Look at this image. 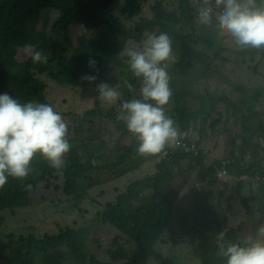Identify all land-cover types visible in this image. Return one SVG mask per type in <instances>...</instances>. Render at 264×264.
Masks as SVG:
<instances>
[{"label":"trees","instance_id":"16d2710c","mask_svg":"<svg viewBox=\"0 0 264 264\" xmlns=\"http://www.w3.org/2000/svg\"><path fill=\"white\" fill-rule=\"evenodd\" d=\"M139 1L148 2V0H0V93H8L22 103L31 101L51 105L47 98L48 85L42 77L63 87L83 91L94 88L99 93L97 86L103 83L111 68L117 72L120 81L118 88L121 93L120 108L104 116L115 122L119 131L132 138L134 146L126 148L127 154L140 157L142 154L137 151L140 142L128 131L123 102L130 101L136 89L141 90L142 78L136 77L131 70L127 49L141 50L148 36L167 33L171 39L172 59L164 63L167 65L171 85L168 103L174 102V107L165 113L178 126L181 139L188 141L186 134L193 124L200 127L202 139L204 137L207 139V129L211 128V132L217 134V128L223 124L220 119L213 120L214 117L218 118L216 115L218 105L226 106L227 121L232 113L237 125H240L238 141H233L228 148L231 146L233 149L238 148L243 155L239 157L236 169L244 175L235 177L232 183L238 184V191L240 188L253 187V182L259 183L261 176H264V168L256 164L264 163V147L259 144L260 140L264 142V123L259 117L263 112L259 102L264 95L258 91L251 92L246 86L233 85V91L242 96L241 104L237 105L221 98H214L210 94L201 97L189 91L180 92L175 87L177 77H182L174 66L181 68L190 57H193L206 69L211 70L214 63L218 66L230 63L231 59L226 55L232 52L239 57L249 55L251 58L261 54L264 59V48L250 47L235 52L227 48L224 39H217L211 35L196 37L193 28L191 34L184 33L181 28L192 27L195 23V11L191 0H178L176 12H169L162 2H157L151 9L154 15L152 21L143 19L145 5L141 7ZM254 4L257 8H264V0H254ZM121 15L131 20V27L121 22L118 17ZM154 30H157V33ZM57 37L62 38L61 44L58 43ZM51 44L55 45L54 50H51ZM196 45H201L203 50L196 51L193 47ZM29 48L42 52L48 58L47 62L34 63L31 56L24 58L23 53ZM206 53L210 56L206 57ZM90 59L96 61L94 67L89 66ZM259 68L260 66L256 65L251 69H254V74H258ZM87 75L95 76L96 80L84 79ZM220 75L225 76L227 82L232 76ZM107 83L113 85L112 82ZM188 98L199 103L201 107L189 109L184 104ZM98 113L102 114L100 110L89 112L83 115L81 120L95 117ZM228 126L223 128L227 133ZM229 138L227 135L226 142ZM68 142L71 149L64 155L62 186L68 197H71L69 203H80L86 198V189L90 186L82 184L81 181L86 174L99 173L101 167L96 164L90 151H87L89 155L83 162L84 158L80 156L81 148L74 140ZM233 152L230 153L231 156L234 155ZM150 155L157 159L161 152ZM206 158L203 153L198 158L180 151L177 152L171 169L157 165L156 172L150 177L136 181L131 176H125L118 181L116 186L120 185L117 188L125 193L116 195L114 201L108 203L104 211L97 215L98 223L111 224L117 231L110 248L105 251L106 259L101 260L94 252L92 254L88 252V231L60 228L59 234L56 235H45L42 238L29 235L22 236L19 240H13L14 237H11L12 241L6 244L0 241V261L4 263L8 261V264H36L37 261L42 264H151V262L177 264L175 258L165 257L157 248L163 245V239L174 218V205L167 195L166 185H170L177 174L178 176L180 173L189 174L201 168L199 171L202 175H207L209 179L207 183H210L211 189L220 187V183L214 179V168L211 166L207 168L205 165ZM184 160L190 162V169L186 173L184 170L182 173L181 167ZM122 162L119 160L117 163ZM107 167L111 170L116 169L115 163ZM58 171L51 166L45 156L37 152L31 161L28 176L9 177L8 182L0 188V212L9 210L13 212L12 215L18 216L17 211L31 208L34 200L32 190L43 182L50 181ZM230 180L231 178L228 183ZM259 186L256 196L264 195V187ZM261 190L263 192H260ZM172 194L178 195L179 192L172 189ZM239 196L247 212V221L227 232V246L250 239L249 234L255 236L253 240L256 239L258 227L264 225V217L261 221L256 220L255 209L259 206L264 208V196L261 198L258 196L260 200L254 196L245 197L242 190ZM135 203H139L141 207L136 209ZM196 207L189 208L190 212H193L187 214V218L193 214L191 220H194L193 223L197 222ZM196 232L194 228L188 233L189 237L193 238L191 242L194 246ZM220 250L221 247H218L216 251L206 250L196 255L201 264H227V257L218 255ZM10 251L14 257L7 255Z\"/></svg>","mask_w":264,"mask_h":264},{"label":"rangeland","instance_id":"374dc122","mask_svg":"<svg viewBox=\"0 0 264 264\" xmlns=\"http://www.w3.org/2000/svg\"><path fill=\"white\" fill-rule=\"evenodd\" d=\"M157 2H162L169 12H176L178 9V0H150L144 6L143 19L148 21L154 19L151 9ZM192 6L196 11L195 23L192 27L181 28L184 33L191 34V28H193V34L196 37L211 35L217 39H224L227 48L235 52H241L246 48H250L238 46L234 37L218 24L217 16L221 9L217 7L215 0H209V3L206 5L213 9V19L208 25L200 23L198 18L197 10L205 6L203 0H196V2L192 3ZM118 17L122 23H126L127 27H131V20L127 16L121 15ZM154 31L157 33V30ZM57 40L58 43H62L61 37H57ZM193 47L196 51L203 50L201 45ZM54 49L55 45L51 44V50ZM205 55L206 57L210 56L209 53ZM226 56L231 59L230 63L219 66L214 63L211 70L206 69L205 66L193 57H190L188 62L182 65L181 68L174 66L182 77H177L175 89L180 92L189 91L201 97H207L210 94L214 98H221L230 102L235 101L234 103L237 105L241 104L242 96L233 91V85L246 86L251 89V92L258 91L264 95V59L261 57V54L255 58H251L249 55L239 57L233 52ZM23 57L29 58V52L25 51ZM256 65L260 66L258 74H254V69H251ZM220 74L232 75L229 78L230 81L227 82L225 76H221ZM42 78L48 85L47 98L51 106L61 114L67 125L68 141L74 140L75 144L81 148L80 156L84 158L83 162L86 161L85 159L89 155L87 151H90L95 158L96 164L101 167V171L95 174H86L81 181L82 184H90L86 189V198L80 203H69L68 200H71V197H68L62 186L64 182L62 172L65 167L64 161L63 165L57 168L59 171L55 174V177L51 178L50 181L43 182L35 190H32L34 200L31 208L17 211L18 216L12 215L13 212L9 210L0 212V241L6 244L12 241L11 237H14L13 240H19L22 236L27 237L29 235L38 238H42L45 235H56L59 234L60 228L84 229L89 232V241L87 242L89 246L88 252L90 254L94 252L99 259L104 260L107 258L105 251L110 248L117 231L111 224L102 225L98 223V213L104 211L107 204L114 201L116 195L125 193L120 192L117 188L120 184L116 186L119 180H122L125 176H131L136 181L150 177V175L156 172L157 165L162 166L159 163L160 159H155L150 154L141 155L140 157L138 155L127 154L128 150L126 148L129 149L134 146L132 138L127 137L123 131H119L116 123L104 116L108 112L120 108L121 93L118 89L120 81L115 70L109 68L103 80V83L112 82L113 85L110 86L116 88L120 94L119 101L111 104L102 100L100 94L94 88L84 91L67 88L60 86L50 79ZM169 87L171 88L170 83ZM140 97L141 90L136 89L131 100L140 99ZM184 104L189 109L194 110L201 107L199 103L189 98L185 100ZM259 104L263 109V112L259 114L260 121L262 120L264 123V96L261 98ZM173 107L174 102H170L164 106V111H169ZM94 110H100L102 114L98 113L95 117H89L85 121L81 120L83 115ZM217 112L218 118L214 117L213 120L220 119L223 124L221 123V127L217 128L218 132L216 135L209 128L207 129V139L198 140L200 127L193 124L186 137L193 138V141H199L201 151L207 156L205 161L206 166L215 165L218 168L219 162L230 157L232 151H234V155L231 157L235 156L239 158L243 155L238 148L233 149V146L228 148V145L232 144L233 141H238L237 134L240 132V125H237L232 113H230L231 116L229 115L227 121L226 106L218 105ZM226 125H229L227 128L229 130L228 133L223 129ZM175 126L178 129L176 123ZM179 133L181 136L180 131ZM227 135L230 138L226 142ZM180 136L175 144L185 141ZM259 144L264 147L262 140L259 141ZM119 160L123 162L117 163ZM112 163L116 165V169L114 170L107 167ZM181 166L183 170L187 171L190 168L189 160L182 161ZM232 181L230 180V183L227 184L222 183L221 188L228 190ZM198 183H200V171L191 174L188 181L181 176H177L170 185H166L167 195L174 205V218L169 231L165 235V239H163V245L157 248L165 257L175 258L177 264H201L196 253L206 250L216 251L218 247H221L218 255L223 256V249L227 246V232L230 229L238 228L243 221H247L246 209L236 194H234L233 198L224 200V202L220 201V198L222 200L226 199L223 192H221L222 195L218 192L212 199L213 194H207L206 198L209 197V200L206 205V202H202L197 192H195L198 191L196 187ZM172 189L178 191L179 194H172ZM212 190L209 189L208 191L211 192ZM255 190L253 193L257 195L259 190ZM135 204L136 209L141 207L139 203ZM257 205L259 206V203ZM195 206H197V222L193 223L194 220L191 221L193 214L188 218L187 214L192 213L193 211L190 212L189 208H195ZM260 208V206L255 208L257 211V221H261L262 217H264V208ZM194 228L197 231L194 236L195 246L191 242L193 238L188 235ZM248 236L250 239L255 237L252 234ZM64 252H66V249ZM7 255L14 257L12 251L8 252ZM5 262L9 263L8 261ZM6 263L0 261V264ZM36 264L42 263L37 261ZM151 264H156V262H151Z\"/></svg>","mask_w":264,"mask_h":264},{"label":"clouds","instance_id":"9594fccd","mask_svg":"<svg viewBox=\"0 0 264 264\" xmlns=\"http://www.w3.org/2000/svg\"><path fill=\"white\" fill-rule=\"evenodd\" d=\"M148 2L139 1V5L142 7ZM194 2L196 0H191V5ZM203 2L205 6L197 10L198 18L200 23L208 25L213 19V9L206 6L209 0H203ZM215 3L221 9L217 16L218 24L234 37L238 46L264 47V8H257L254 0H215ZM28 52L34 63L47 62V57L42 52L31 48ZM171 52V39L167 33L148 36L141 50L131 48L128 50L130 68L136 77L142 78V99L123 102L128 131L140 142L137 151L142 155L161 152V155L157 157L160 159L161 167L170 169L173 167L177 152L181 151L188 156L198 158L203 153L199 146V139L193 141L189 138L188 141H183L190 148L195 145L196 150L187 152L178 148V144L175 143L180 133L174 120L164 111V106L168 104L171 97L170 78L164 62L172 59ZM88 63L90 67H94L96 61L90 59ZM84 79L95 81L96 77L87 75ZM97 91L101 99L109 104L116 103L120 99L119 92L108 83H100ZM67 134L66 123L61 114L51 105L31 101L22 103L8 93H0V188L8 182L9 177L28 176L31 161L37 152L45 156L51 166L61 167L64 163V155L71 149ZM166 151H170L171 155L165 158ZM238 159L230 156L220 161L218 168L215 165L211 166L215 170L214 179L220 185L227 184L230 178L233 180L235 174L244 175L236 169ZM256 164L264 168V163ZM225 167L230 174L220 179L218 175ZM187 171L184 170V173ZM182 175L179 174L181 177ZM200 175L204 178L200 179V183L196 185L197 195L207 205L209 200V197L206 198L207 194H213L212 199L218 192L216 188L209 192L212 186L207 183L209 181L207 175H202L201 171ZM252 185L254 189H258L259 185L264 187V176H261L259 183L253 182ZM256 235L257 238L254 240L232 243L224 248L223 254L227 257V264H264V225L258 227Z\"/></svg>","mask_w":264,"mask_h":264},{"label":"crops","instance_id":"0c3cea01","mask_svg":"<svg viewBox=\"0 0 264 264\" xmlns=\"http://www.w3.org/2000/svg\"><path fill=\"white\" fill-rule=\"evenodd\" d=\"M191 132H194V131H191ZM215 135H216V134H215ZM186 136H187V135H186ZM198 136H199V140H202V137H201L200 131H198ZM190 139L192 140L193 138H190ZM205 139H206V137H204L203 140H205ZM170 145H171V144H170ZM170 145H166V146H170ZM190 175H191L190 173H189V174H184L182 177H183V179L188 178V180H189ZM235 177H238V175H237V174L234 175L233 181H234ZM202 178H204V176H201V175H200V179H202ZM188 180H187V181H188ZM233 186H236V188H233ZM237 186H238V184H236V183H232V185L230 186V188H229L228 190H226V189L224 190L223 188H221V185H220V187L216 188L217 192H219L220 189H222V191L225 193V198H226V199L221 200V202H224V200H229V199L233 198V197H234V194H236L237 197H240V196H239V192H240L241 190H242V195L245 196V197L254 196V197H256L258 200H260L258 196H260V198L264 196V195H258V196H256L255 194L253 195V191H256L253 187H250L249 189L240 188L239 191H238ZM195 192H197V191H195ZM260 192H263V191L261 190ZM263 193H264V192H263ZM235 218H236V217H235ZM236 219H237V218H236Z\"/></svg>","mask_w":264,"mask_h":264},{"label":"built area","instance_id":"2783aa9c","mask_svg":"<svg viewBox=\"0 0 264 264\" xmlns=\"http://www.w3.org/2000/svg\"><path fill=\"white\" fill-rule=\"evenodd\" d=\"M177 146H178V148H181V149H183L184 151H187V152H189L190 150H194V149L196 150V146L195 145H192V148H190V146L187 143H185V142H179ZM170 155H171L170 151H166L164 153V157L165 158L170 156ZM227 164H230V162H227ZM228 173H229V171L227 170V167H225V169L222 172H220L218 176H219L220 179H224V178L227 177Z\"/></svg>","mask_w":264,"mask_h":264}]
</instances>
